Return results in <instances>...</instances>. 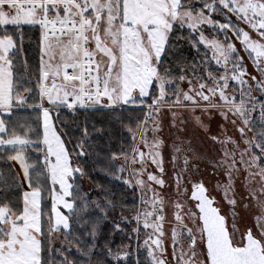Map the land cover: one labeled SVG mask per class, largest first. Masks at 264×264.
Listing matches in <instances>:
<instances>
[{
    "label": "snow or ice",
    "instance_id": "snow-or-ice-1",
    "mask_svg": "<svg viewBox=\"0 0 264 264\" xmlns=\"http://www.w3.org/2000/svg\"><path fill=\"white\" fill-rule=\"evenodd\" d=\"M216 16H224L225 22ZM205 26L222 33L223 39L206 35ZM26 28L36 33L34 62L24 55ZM180 41L198 54L203 47L199 63L182 55ZM240 48L259 76L248 72ZM254 91L264 94V0H0V152L22 170L23 180L16 173L13 183L26 182L28 189L22 196H0V264H56L53 252L60 257L58 264L127 260L129 246L113 250L107 243L102 250L106 260H93L101 222L115 205L93 202L99 214L91 222L82 215L89 204L79 195L77 181L86 172L78 161L89 155V114L113 116L129 135L130 148L112 153L109 164L119 173L113 174L116 179L127 172L123 183L144 193V207L133 209L137 227L132 231L137 239L145 231L143 247L150 264H169L163 239L166 201L153 187L165 186L164 117L170 115L175 128L177 121L189 123L185 114L194 136L221 146L219 158L210 163L226 177L216 185L224 200L236 208V182L243 177L246 196L241 199L248 201L243 206L257 211L254 223L241 228L238 213L231 220L222 214L202 181L193 183L188 195L177 173V196L187 195L193 203L172 202V260L264 264V102L257 104ZM21 108L34 112L35 119H14ZM61 110L85 113L71 149L67 145L73 138L57 127ZM216 116L220 119L214 131ZM229 124L238 138L228 134ZM249 132L254 135L249 137ZM183 143H173V162L183 151V172L197 169L201 154L193 140L186 141L187 149ZM30 152L36 154L31 162ZM150 165L159 176L148 171ZM148 192L150 199L145 198ZM74 225L86 231L76 234ZM114 226L122 231L119 223ZM57 233L59 248L53 245ZM73 249L85 259L73 258Z\"/></svg>",
    "mask_w": 264,
    "mask_h": 264
},
{
    "label": "rangeland",
    "instance_id": "rangeland-1",
    "mask_svg": "<svg viewBox=\"0 0 264 264\" xmlns=\"http://www.w3.org/2000/svg\"><path fill=\"white\" fill-rule=\"evenodd\" d=\"M216 19H218L220 22H225V17L224 16H216ZM234 20V18H233ZM205 34L206 35H216L218 36V38L220 37L221 39H223V34L219 33L217 31H215L214 29H212L209 26H205ZM237 47L239 48V43L237 42ZM240 55H242L244 57V61H245V66L248 69V72L251 73L252 75H257L259 76V73H257L252 65V61L251 59H249L247 53L243 50V48H240ZM216 66V65H215ZM217 67V66H216ZM229 67H231L229 65ZM215 71V70H214ZM253 95L257 98V104H259L258 102H264V94H262L259 91H254ZM62 112H68L66 115H70L71 116V123L67 124V125H62V128L69 134L70 137L73 138V142L70 143V145L73 147V143L75 142L76 138H79L81 135V130L79 128H77V125H83V123L85 122V113L83 112H79L75 115H73L71 112L69 111H62L61 110V114H63ZM197 114L199 115L200 113L197 112ZM55 115V114H54ZM68 115V116H69ZM256 116V120H258L259 122V113L257 110V113H255ZM113 116L108 115V114H89L87 116V126H88V130L90 133V136L88 138L87 144L85 145V150L89 153V155L81 157L78 161L79 165L85 169L86 174L83 177H80L78 179V181H80L82 183V185L87 188L89 191H92V188L94 186V176L98 175L101 170L98 168L100 165V162L102 161V157L100 155L101 151H106L109 153H116L117 149H120V152L122 150L121 145L119 144V139L121 134L124 133V129L121 127V125H117L116 127L115 125V121L116 120H112ZM185 119L189 120V123L185 126V125H181L179 123V121H177V125L176 127H171V117L166 116L164 117V129L163 132L161 133V136L163 138V140L165 141L163 148L161 149L162 154H163V167H164V173H163V179L165 180V186L163 189H161L158 185H153V187L156 189L157 192H160L163 194L165 201H166V207H165V213H166V217L167 220L164 224V231L166 233V236L163 238L164 239V246L167 248V252L168 255L166 256V259L169 261V264H175V262L172 260L171 257V251H172V245H171V233H170V228L172 226V222H173V213H174V207H173V201L176 199L181 200L182 202H185L187 206H191L192 205V201H190L188 199L187 195H181V196H177V189H176V184H175V177L177 173H181L182 174V182H181V188H185L187 187L189 189V194L190 195V190H191V186L193 183H197V182H203L204 185L206 186V188L208 189V193L215 198L216 204L221 208L222 214H225L229 220H231L233 212L238 213V224L241 228H243L245 225L247 224H252L254 223L253 220V213L256 212L257 210L255 208H248L246 209L243 205L244 203H247V200H242L241 197L242 196H246V191L244 189L243 186V177H241L240 179L237 180L236 182V199H237V206L235 209L232 208V206H230L225 200H224V196H223V190L222 189H218L216 187L217 183L223 184L226 182V177L223 174V170L221 169H217L214 168L212 166V163H210V161H213L215 159H218L220 156V145H215L213 146L212 143L210 141H205L203 139V137H198V136H194L193 132H194V126L191 122L190 117L187 116V114H185ZM206 119V118H205ZM220 118L218 116L214 117L213 121H212V128L215 131L217 128V121ZM112 120V121H111ZM93 125H95V127H93ZM186 128V130L184 132H180L178 129L180 128ZM227 129H228V134L233 136L234 138H238L239 137V133L235 132L234 129L232 128V126L229 124L227 125ZM101 130V131H98ZM249 137L253 136L254 133L249 132L248 133ZM69 136H66V138H69ZM177 137H179V139H177ZM193 140L197 151L201 154V159L198 162V168L197 169H193V168H189V170L187 172H183V156H184V152L182 151L181 153L178 154V158L175 162H173V143H177L180 144L181 141H184L185 143H183L181 146L185 149H187L188 145L186 143L187 140ZM125 151V150H124ZM119 152V153H120ZM30 156H36L35 153L30 152L29 153ZM12 162V161H10ZM16 162V161H15ZM74 162H77L74 160ZM116 165H119L121 163L120 160H117ZM17 166L19 167L18 162H16ZM138 167V166H137ZM112 168H114V170H109L108 172H106V174L104 176H106V178H110V188L109 189H103L104 194L103 197L101 199L96 198L95 201L93 202H99L101 205H107L109 201H111V203L113 202V185H116V183H118V181L123 180L125 178H128V173H124L122 179H116L114 177V173L116 175H119V173L116 172V168L114 166H112ZM20 169V167H19ZM148 171L150 172H154L155 174H157L158 176L160 175L159 171L155 168L154 165H150L148 168ZM21 172V176H20V181L23 180V174H22V170L20 169ZM103 172V171H102ZM144 179L146 180V176L144 177ZM135 183L134 179H133V184ZM24 190H28L27 189V183L24 182L22 184ZM135 191H136V195H137V209H140L142 207H144L143 205H141L140 203V199L141 196L144 194L142 193V190L136 186L134 187ZM126 190H122V197L120 199H129V194L125 193ZM152 196L151 192H148L145 195L146 199H150ZM51 202V200H50ZM94 206V204H93ZM95 207V206H94ZM51 208V207H50ZM65 214H67V209H61ZM93 210V209H92ZM90 212V207L87 213ZM112 212L113 210L111 208H109L108 211V217L111 219L112 218ZM135 215V214H134ZM133 215V216H134ZM126 216V215H125ZM133 221H135L133 219ZM103 224H104V220H103ZM137 225H131L129 227H127L128 231H129V235L131 236L133 234V229L136 228ZM150 231V230H149ZM144 236L142 238V248L141 246L138 247V241L140 242V238L137 239L135 236V244H134V251L133 252H129L128 258L129 257H134L136 259L137 257V247L140 249H142V251H144V253L147 255V250L143 247V240L146 238L145 233H143ZM98 240V236L96 238V240L94 241V243L96 244ZM93 242V241H91ZM53 245L55 248H59L61 246V234L57 233L54 241H53ZM127 246L130 247L129 243H126ZM128 247V248H129ZM79 255L78 253L75 252V250L73 249L72 255ZM52 255H57L59 256L57 253L53 252ZM148 257V256H147ZM127 258V259H128ZM148 264H150V260L148 258Z\"/></svg>",
    "mask_w": 264,
    "mask_h": 264
},
{
    "label": "trees",
    "instance_id": "trees-1",
    "mask_svg": "<svg viewBox=\"0 0 264 264\" xmlns=\"http://www.w3.org/2000/svg\"><path fill=\"white\" fill-rule=\"evenodd\" d=\"M220 38V37H219ZM221 39V38H220ZM35 40H36V33L35 30L26 28L25 29V36H24V43H23V48H24V55L29 59L30 62H34L35 59ZM180 44L183 45L182 49V55L186 57L189 62H197L199 63L200 57L203 55L204 49L201 47V52L198 54L194 49L190 48L189 45L185 41H180ZM210 55V53H209ZM211 67L213 70H217V67L215 66V63L213 62L211 64ZM260 103V102H258ZM66 111V110H62ZM63 114L60 115L59 121H56L57 127L62 128V125H67L71 123V116L66 115L68 112H62ZM127 115V114H125ZM14 119H18L20 121H28L32 122L35 119V113L32 112L30 109L27 108H21L17 110L15 113ZM257 119V118H256ZM112 120H115L112 118ZM111 120V121H112ZM62 122V123H61ZM115 127L119 125L117 121L114 122ZM257 128L256 131L259 132L260 126L258 120H256ZM124 129V128H123ZM124 133L121 134L120 139H119V144L121 145V148L125 151H127L130 146H131V141L129 139V135L124 129ZM42 131V129H41ZM65 139H68L65 137ZM69 149L72 148L70 143L67 145ZM120 149H117L116 153H119ZM100 155L102 157V161L100 162L99 169L101 172L94 176V186L92 188V191L88 190L85 188L80 181H77L79 185V195L84 197V199L88 202L89 207H90V212L89 213H83L82 215L84 216L85 220H88L91 222L94 220L98 213V210L95 209L93 206V201H95L96 198L101 199L103 197L104 191L103 189L105 188L106 190L110 188V178H106L104 176L106 172L109 170H114L112 166L109 164V157L111 156V153L106 152V151H101ZM36 156H30V162L31 160H35ZM103 171V172H102ZM18 173L16 168L13 166V164L10 162V160H7L4 156L3 153L0 152V174H2L3 179H0V196L3 195H11V196H22V191H24V188L22 185H18L13 183V178L14 174ZM127 179V178H125ZM18 180L20 181V177H18ZM7 181V183H5ZM50 186V182H49ZM124 193V190H126L125 193H128L129 199H120L122 197L121 193ZM113 202L112 204L115 205V208L112 212V218L110 219L109 217L101 222L100 230H99V235H98V240L96 242V247L94 250V255H93V260L100 259V260H106L104 254H103V248L104 245L107 243L113 250H116L118 248H121L126 245V243H129L130 247L125 249L128 250L129 252L134 251V244H135V234L133 233L131 236L129 235V231L127 227L131 225H136V222L133 221V215L135 212L133 209H137V195L135 188L133 186L127 185L123 183V180H119L116 185H113ZM137 198V199H136ZM45 202L47 205L46 210H50L51 207V202L49 196L46 194L45 195ZM80 201H77V204L80 205ZM93 209V210H92ZM126 215V216H125ZM126 218L127 222H125ZM119 223L120 228L122 231H117L115 229V224ZM86 229H81L77 225H74V232L76 234H80L82 232H85ZM145 231L141 229L139 238L141 239L140 242L138 241V247L141 246L142 248V238L144 236ZM71 239V237H70ZM85 240L88 243H92L90 238L85 236ZM137 247V257L136 259L132 256L129 257L124 264H148V257L142 251V249L139 250ZM73 258H76L78 261H83L85 258L81 257L80 255H72ZM60 257L57 255H52V260L58 264ZM110 261V258H107ZM110 264H115L114 261H110Z\"/></svg>",
    "mask_w": 264,
    "mask_h": 264
},
{
    "label": "crops",
    "instance_id": "crops-1",
    "mask_svg": "<svg viewBox=\"0 0 264 264\" xmlns=\"http://www.w3.org/2000/svg\"><path fill=\"white\" fill-rule=\"evenodd\" d=\"M12 164H13V166L16 168V170L18 171V173H19V177L21 176V172H20V169H19V167L17 166V164H16V162L15 161H12L11 162ZM21 179V178H20Z\"/></svg>",
    "mask_w": 264,
    "mask_h": 264
}]
</instances>
